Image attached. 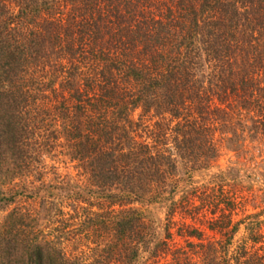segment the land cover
<instances>
[{
  "label": "trees",
  "instance_id": "obj_1",
  "mask_svg": "<svg viewBox=\"0 0 264 264\" xmlns=\"http://www.w3.org/2000/svg\"><path fill=\"white\" fill-rule=\"evenodd\" d=\"M237 2L0 0V206L24 195L16 182L33 178V164L64 136L70 160L97 189L99 210L84 209L83 222L76 209L59 210L52 191L63 189L41 176L37 188L28 184L27 196L39 206L10 210L0 222V264H88L83 256L96 251L80 244L91 235L110 264H134L148 227L130 206L154 184H165L174 155L192 162L208 152L213 102L242 117L224 114L223 132L242 127L227 139L228 148L240 150L245 133L264 150V0ZM138 108L141 121L134 123L129 115ZM149 115L155 122L144 131L153 144L136 140ZM6 184L10 194L1 188ZM43 211L55 246L39 227ZM188 235L201 237L197 230ZM64 240L80 242L79 258L63 255ZM200 247L202 263L216 264L211 246ZM251 264H264V251Z\"/></svg>",
  "mask_w": 264,
  "mask_h": 264
},
{
  "label": "rangeland",
  "instance_id": "obj_2",
  "mask_svg": "<svg viewBox=\"0 0 264 264\" xmlns=\"http://www.w3.org/2000/svg\"><path fill=\"white\" fill-rule=\"evenodd\" d=\"M232 1L237 2V0ZM239 6L237 2L236 7ZM243 10L240 9L242 12ZM248 10L249 8L245 12ZM203 86L205 90L208 89L207 78L203 81ZM228 102H230L229 106H236V101L228 100ZM43 103L46 105L49 101L44 100ZM212 104L215 107L212 109L216 111L211 115L213 121L210 126L214 127V130L209 134L206 143L210 151H203V153L214 152L213 157L206 158V154L203 155L200 151L198 158L188 162L189 160H181L178 155H174L175 167L165 180V184H154L152 191L149 194L146 193L142 201L130 206L142 212L144 223L148 227L146 246L140 250L139 258L134 264H203L200 246L204 248L211 246L210 249L214 250V253L210 255L216 264H251L253 254L255 252L261 254L264 251V171H262L264 150L259 152L252 144L250 135L245 133L242 134L245 140H240L242 145L240 150L234 151L228 148L227 139L234 136L235 130L237 134H241L242 127L236 125L234 128L233 126L231 132L227 125L230 133H226L223 132L222 125L228 123L231 113L238 114L235 119H242L241 114L234 107H228L226 104L219 107V102ZM226 113H229V116L224 115ZM141 115L142 111L139 108L136 109L130 113V121L140 122ZM150 115L144 118L146 122L138 131L141 132L136 136L138 142L146 141L153 144L151 134L146 135L144 131H152V129H146L147 126L152 128L155 122V119L150 120ZM235 123L231 122V124ZM60 137L61 139H57V146L53 152L43 155L40 163L33 164L31 168L34 171L31 175L33 178L27 175L25 181L22 177L16 182L26 192L24 195L20 194L12 204L6 207L0 206V222L10 210H25L31 206H39L37 205L39 200H33L32 197L28 199L27 196L31 194L28 184L34 181V187L37 188L41 176V182L55 181L58 188L63 189L52 191L59 194L55 197V205L59 210L62 209L70 215L76 209L81 214L82 222L86 220L84 209L87 208L92 213L99 211L96 207L97 189L90 184L87 171L78 167L77 161L70 160L67 152L71 149L68 147L66 138ZM35 170L39 171L38 175ZM1 188L7 194L14 190L9 184ZM80 195L85 197V200H81ZM61 197L64 199H59ZM61 218L63 217L59 219ZM48 221L49 215L47 216L43 211L39 215V227L45 230L46 242L55 246V240L49 234L51 229ZM51 223L54 227L59 225L53 221ZM183 225L185 230H182ZM191 230H197L201 237H189L188 232ZM90 233L91 231H88L84 237L89 236ZM91 242H97V237L92 238V235L85 237L80 244L83 248L79 247L80 242L69 240L60 242L58 248L62 250L64 256L66 254L72 258H79L80 255H76L78 247L79 250L82 248L85 251L84 249L90 245L96 252L94 256H91L89 252H86L85 257L83 256L88 264L95 263L97 260L99 264H104L102 260L110 264L111 257L107 259L105 255L100 254L101 249L96 250L94 246L96 243L90 244ZM71 250L74 252L70 253ZM197 251H199L198 254L195 253ZM125 256H127L126 253ZM246 260L250 261L245 262ZM72 261L77 264L76 260Z\"/></svg>",
  "mask_w": 264,
  "mask_h": 264
}]
</instances>
